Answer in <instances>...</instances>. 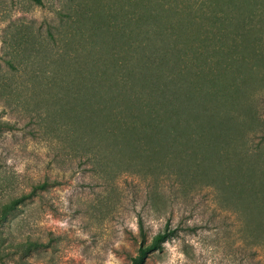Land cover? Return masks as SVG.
I'll return each instance as SVG.
<instances>
[{
    "label": "rangeland",
    "instance_id": "1",
    "mask_svg": "<svg viewBox=\"0 0 264 264\" xmlns=\"http://www.w3.org/2000/svg\"><path fill=\"white\" fill-rule=\"evenodd\" d=\"M141 1L0 0V202L54 181L0 225V264H131L143 232L151 241L168 224L176 234L145 264H264L258 223L248 225L245 204L219 196L213 177L168 155L113 151L99 162L61 118L72 64L84 63L91 38L104 47L122 9L188 3ZM245 54L254 83L243 107L262 120L248 131L264 156V47ZM30 239L43 245L26 248Z\"/></svg>",
    "mask_w": 264,
    "mask_h": 264
},
{
    "label": "trees",
    "instance_id": "2",
    "mask_svg": "<svg viewBox=\"0 0 264 264\" xmlns=\"http://www.w3.org/2000/svg\"><path fill=\"white\" fill-rule=\"evenodd\" d=\"M137 4L107 25L108 56L91 38L84 63L72 64L67 94L58 101L61 118L67 114V129L99 162L113 151L168 155L213 177L220 197L247 206L248 225L258 223L264 246L263 141L248 131L252 121L262 130V120L243 107L245 89L254 83L245 53L258 55L264 47V0H188L181 8L157 9ZM53 182L46 178L0 202V225ZM175 234L169 224L151 241L143 232L131 264H145Z\"/></svg>",
    "mask_w": 264,
    "mask_h": 264
}]
</instances>
